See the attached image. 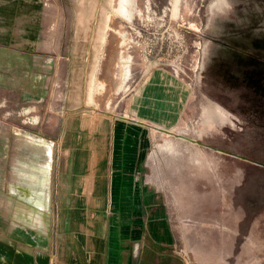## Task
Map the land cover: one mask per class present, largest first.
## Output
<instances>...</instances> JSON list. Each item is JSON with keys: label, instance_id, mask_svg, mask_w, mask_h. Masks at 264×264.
<instances>
[{"label": "rangeland", "instance_id": "1", "mask_svg": "<svg viewBox=\"0 0 264 264\" xmlns=\"http://www.w3.org/2000/svg\"><path fill=\"white\" fill-rule=\"evenodd\" d=\"M29 1V45L7 46L0 13V264H23L38 222L58 229L67 185L108 169L148 95L164 126L146 178L190 264H264V0Z\"/></svg>", "mask_w": 264, "mask_h": 264}, {"label": "crops", "instance_id": "2", "mask_svg": "<svg viewBox=\"0 0 264 264\" xmlns=\"http://www.w3.org/2000/svg\"><path fill=\"white\" fill-rule=\"evenodd\" d=\"M4 5L5 1L0 13L6 15L7 46L31 44L39 23L37 5L8 0L5 13ZM147 99L153 106L144 103L130 112L128 120L114 125L111 150L103 157L108 169L88 165L76 182L67 185L58 229L49 230L41 221L26 233L23 264H190L187 250L171 230L166 199L150 175L146 178L153 127L164 126L154 120L159 107L152 96ZM58 203L51 200L48 207ZM13 247L14 238L6 242L7 258Z\"/></svg>", "mask_w": 264, "mask_h": 264}]
</instances>
